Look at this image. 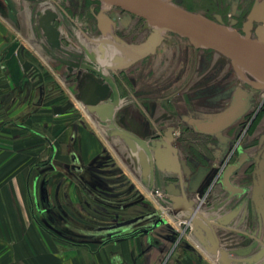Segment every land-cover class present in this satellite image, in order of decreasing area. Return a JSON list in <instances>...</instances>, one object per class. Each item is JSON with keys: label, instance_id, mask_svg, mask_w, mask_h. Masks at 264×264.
<instances>
[{"label": "crops", "instance_id": "0c3cea01", "mask_svg": "<svg viewBox=\"0 0 264 264\" xmlns=\"http://www.w3.org/2000/svg\"><path fill=\"white\" fill-rule=\"evenodd\" d=\"M6 53V58L10 59L13 65L9 66L13 75L0 77V264H160L159 258L165 246L156 244V241H149L148 238L158 230L161 223H166L167 219L172 217H182L184 214L173 211L166 193L165 198L169 200L170 208L168 212L160 215L159 205L153 194L155 188L164 190L165 183L159 185L157 180L153 182L150 177L142 174L137 156L123 140L113 135L108 123L90 112L81 100L86 83H68L69 76L64 65L53 66L47 77L53 75L56 83L63 87L65 85V95L72 94L73 106L82 111V121L70 119L66 125L70 131L65 132V124H58L56 121L57 125H52L49 119L58 120L65 112H53L45 113L43 120H37L38 125L42 126V131L33 129L34 125L30 122L26 126H6V119L16 117L14 108L21 99H25L28 87L24 82L22 68L16 60H12L10 51ZM170 53L169 48L162 47L158 56L162 60H168ZM54 83H50V78L47 79V87L53 86ZM179 103L184 105L181 101ZM124 104L125 101L122 102L121 108ZM171 106L169 98L142 102L143 109L138 107V113L129 109L131 114H125L127 126L146 140L148 138L138 131L139 128L142 131L140 125H145L144 127L150 128L151 133L159 136V131L166 129L163 126L167 122L165 120L169 119ZM128 107L136 106L129 103ZM121 113H124V110ZM59 121L63 122L61 119ZM188 121L195 122L192 118ZM130 125L137 126V129ZM52 134L56 137V140L51 141L54 148L47 138ZM203 134L195 128L190 132L193 138L194 135ZM50 155L52 162H47ZM74 155L78 157V161L74 160ZM69 158H72L73 162H69ZM182 158H185V155H182ZM108 160H111V164L106 165L105 161ZM74 164L81 166V169L73 168ZM113 172L117 174L114 177L115 184H126L125 180L131 181L141 198L139 203L123 209L114 207L120 204L114 202L115 200L101 201L110 208L121 211L119 219L114 221H119L122 216L129 219L128 222L120 220V223L116 222L115 225L111 224V219L110 224H106V221L99 223L94 217L95 214L93 215L96 212L94 202L89 205L85 202L89 203L98 198L93 174L108 175ZM45 199L49 206L48 203L45 204ZM129 199L126 195L121 203H127ZM149 202L155 211L151 209ZM144 212L151 213L144 215ZM171 227L173 230V226ZM47 230L54 233L71 231L79 244L59 240ZM197 244L195 246L199 250L195 249L202 259L207 261L208 257H212L198 241ZM180 245L168 246L169 255L172 254L168 261L176 253L179 254L180 250L190 252L188 249L191 246L186 242H181ZM187 257L183 256V264L187 263ZM201 261L189 262L200 264Z\"/></svg>", "mask_w": 264, "mask_h": 264}, {"label": "flooded vegetation", "instance_id": "af4514ba", "mask_svg": "<svg viewBox=\"0 0 264 264\" xmlns=\"http://www.w3.org/2000/svg\"><path fill=\"white\" fill-rule=\"evenodd\" d=\"M213 1L216 4L221 3L220 0ZM224 4L228 5L233 17L229 20V26L243 33L245 20L241 21L240 19L243 2L241 0H224ZM7 12L15 13V20L10 21L11 23ZM0 15L4 16L1 18L8 25L15 23L12 27L24 41L18 43L13 57L24 72L25 84L32 85L39 91L41 101L43 98L45 100V96L48 94L46 66L52 69L55 65H64L67 68L68 83L70 84L79 82L84 85L89 81L90 77L85 74L81 75L82 70L75 68L70 71L68 65L60 61V59H66L69 56L63 52L64 50L81 53L85 52L84 48H87L90 52L97 51L100 44L97 42L102 41L107 57L110 59L122 57L125 63L131 62L130 65L123 66L121 63H112L105 59L103 65L104 74L115 82L121 98V106L117 109L116 124L129 129L125 115L129 103L134 104L137 110L138 107L141 109L142 102L147 103L167 98L171 102L173 100L169 111L173 122L165 130L159 132L174 128V145L179 149L180 158L183 154L181 145L176 143L178 128L182 131L192 132V129H196L197 126L195 122L188 121L189 118L194 121H205L209 116L223 112L238 91L247 92L250 95L247 108L236 119L232 127L224 130L222 137L208 134L194 135V138L201 142L200 154L194 155L195 159L186 156L182 159L196 171H207L199 187V190H203L204 194H207L203 208L200 210H213L211 214L220 216L236 209L241 202L244 203L239 217L237 216L238 218L232 226L237 229H247L249 236L242 235L240 238L241 236L237 232L221 231L219 233L221 245L224 243L225 237H232V241L237 239L239 243L233 249L250 247L249 257L252 264H264V224L261 229L257 222L258 211L254 193L256 185L264 184V89L256 90L251 83L253 77L249 73L247 76L250 80H244L230 64L235 78L231 82H227L221 65H216L214 72L208 75L210 78L206 77L201 80L200 84L187 90L198 69L202 56L201 51L207 48H195L188 38L167 32L153 53L142 55L145 54L146 47L155 34L154 28L144 18L129 14L126 10L110 6L101 0H0ZM104 15L108 17L109 22L104 18ZM215 15L220 16L225 25L227 24L228 21L226 22L222 13H215L214 17ZM48 22H51L55 30L48 28ZM56 32H58L57 37ZM58 40L59 45H55L54 41L56 43ZM14 41L16 42V40ZM162 47L169 48L171 52L169 59L165 61L175 62L178 70L175 71L172 67L173 71L169 74L168 79L165 80L158 75L154 79L157 82L145 85L146 70L141 67L151 58L158 61V51ZM5 48L9 50L8 45ZM93 55L94 53H89L87 59L92 66H95L91 60ZM205 59L204 56L203 61ZM26 64L30 66L29 70L24 68ZM182 93L184 105H179L175 101L183 102L182 99H177V96ZM109 98L111 100L114 98L112 89H110ZM225 100L226 105L224 104ZM123 101L126 104L121 108ZM69 102L73 103L68 100L63 105ZM37 104L43 105L42 102L40 104L37 102ZM130 109L133 110L131 107ZM122 110L124 113H121ZM143 111L141 112L143 113ZM107 123L109 129L114 131L110 127V122ZM129 130L134 132L132 129ZM150 135L155 136L154 133ZM240 160L244 163L232 176L231 181L235 186L247 190L238 200L235 198L229 200L228 193L224 189L223 176L230 164H235ZM110 161H105L106 165L111 164ZM77 166L78 164H74L72 167L80 170ZM208 168H210L209 171ZM134 189L127 190L130 192L127 194L130 198L127 203L116 204L114 207L123 209L128 203H139L140 195ZM163 189L166 193L165 185ZM262 197H264V192H262ZM97 199L102 201L100 198ZM194 201L196 207L195 198ZM45 202L47 205V199ZM87 204L90 203L87 202ZM243 215H245L244 223L247 224L245 227H240L239 222ZM47 231L59 240L69 244H79L73 236L65 235L66 237H64L61 233ZM172 237H168V240L173 239Z\"/></svg>", "mask_w": 264, "mask_h": 264}, {"label": "water", "instance_id": "95a60500", "mask_svg": "<svg viewBox=\"0 0 264 264\" xmlns=\"http://www.w3.org/2000/svg\"><path fill=\"white\" fill-rule=\"evenodd\" d=\"M101 1L144 18L154 28L155 34L147 45L145 54L142 55L153 53L155 48L161 44L163 35L172 32L188 38L195 48L211 49L227 57L242 79L249 81L247 76L249 73L253 77L251 83L256 90L264 89V0H257L252 6L244 22L243 33L225 25L218 15H215V19H210L173 5L171 0ZM104 18L110 21L105 15ZM48 28L55 30L51 22H48ZM55 35L57 37L58 32ZM97 43H100L97 51L90 52L87 48H84L85 52L81 53L64 50L63 52L69 56L66 59H60L68 65L70 71L76 68L85 71V76L90 77L81 94V100L87 105L88 110L95 113L101 121L110 122V127L114 130L113 135L123 140L130 151L137 156L145 177H150L153 182L157 180L165 183V191L172 203L173 211L184 213L181 218L191 223V234L211 256L218 257L219 264H252L249 257L250 247L228 249L221 245L219 238L221 231H234L240 236H249L247 229H237L232 226L239 217L244 203L241 202L236 209L220 216L211 214L213 210H195L192 195L201 194L199 187L207 171H196L180 158L179 149L174 145V128H168L167 131L159 133V138L148 141L116 124L117 109L121 106V98L115 82L104 74L103 65L105 59L112 63H121L123 66H128L131 62L125 63L122 57L110 59L105 55L106 49L102 41ZM54 44L59 45V40L56 43L54 41ZM89 53H94L91 60L95 66H92L87 59ZM21 61L23 62L22 59ZM24 68L29 70L30 66L26 64ZM40 76L42 77V74ZM110 89L114 92L113 100L109 98ZM249 97L247 92L238 91L223 112L209 116L205 121H195L196 129L204 134L222 137V132L232 127L236 119L247 108ZM72 106L71 102L66 105H56L53 111L60 114ZM73 158L78 161L76 155ZM243 163L240 160L235 164H230L224 173L223 184L229 200L234 198L238 200L247 190L235 186L231 181L232 176ZM79 168L81 169V166ZM164 174L168 175L164 176ZM262 192H264V184L256 185L254 193L258 211L257 222L261 229L264 224ZM133 204L135 203H128L125 208ZM244 218L245 215L239 222L240 227H245L247 224L244 223Z\"/></svg>", "mask_w": 264, "mask_h": 264}, {"label": "rangeland", "instance_id": "374dc122", "mask_svg": "<svg viewBox=\"0 0 264 264\" xmlns=\"http://www.w3.org/2000/svg\"><path fill=\"white\" fill-rule=\"evenodd\" d=\"M221 3L216 4L213 0H171V3L173 5L185 8L191 12L200 14L204 17L210 18V19H215L214 18V14L215 13H222L224 19L227 22V26H229V20H231L233 17L229 11V7L228 5L224 4V0H220ZM257 0H241V2H243V4L241 5V21L247 19V15L249 14L252 6L255 4ZM7 11V10H6ZM9 15V22L15 20V13H9L7 12ZM6 14V12H5ZM7 15V14H6ZM1 17H4L2 15H0V72H1V76H5L8 74L13 75V73L11 72L9 67L12 63L10 61V59L6 58L7 57V53L6 52H11L12 54V60L15 58L13 57V53L15 52V48L17 47L18 43L20 41L24 42L22 38H20V36L17 35V33L14 31V28L12 27L13 25H15V23H13V25H8V23L5 22V20H3ZM7 20V19H6ZM8 21V20H7ZM11 23V22H10ZM16 40V42L14 41ZM14 42V43H13ZM6 45L9 46V50H6ZM31 47V46H29ZM203 52V53H202ZM201 58H200V62H199V66L198 69L195 73L194 79L192 81V83L189 85V87L187 88L190 89L193 86H196L197 84L201 83V80L205 79L206 77L210 78L208 75L212 72H214V68L216 67V65H221L222 69H223V75L224 78H226L225 80H227V82H231V80H233L234 75L232 73V68H231V61L230 59H228L227 57L215 52L214 50L211 49H204L201 51ZM204 56L206 57L205 61H203ZM193 62V61H192ZM145 64L141 67L143 68V70H146L145 72V78H144V84H148L151 82H157L156 80H154L155 78H157V76L159 75L160 78L162 77L163 79H168L170 76L169 74L172 73V71L175 69L176 71V67L177 65L175 64V62H170V61H165L164 59L162 60L161 58H159L158 61L153 60L152 58L146 62H144ZM13 67V65H11ZM172 67L173 70H172ZM47 68V69H46ZM45 70H47V72H49L51 69L49 67H45ZM178 70V69H177ZM147 74V75H146ZM26 76V75H25ZM12 77V76H11ZM27 77V76H26ZM50 78V83H53V86L51 87H47V92L48 94L45 96V100L44 98L42 99L43 101H41L40 99V93L38 90H36L35 88H33V86L28 85V87L26 88L27 90V96L25 97V99H21L16 106L14 108L15 110V114L16 117L12 118L10 120L6 119L5 125L9 126V125H20V126H26L27 124H29V122L31 124L34 125L33 129L42 131V126L38 125V121L37 120H43V116L45 115V113L51 114L53 113V108L56 105H61L62 103L65 104L68 100L73 99L72 98V94L69 93V95H65L66 93V89H65V85L64 87L60 84V83H56V81H54L55 77L53 75H50V77H48L47 79ZM161 84L162 81H161ZM68 88V87H66ZM50 92V93H49ZM79 93V92H78ZM177 99H182L183 101V93L179 96H177ZM75 99V97H74ZM42 102L43 105L39 106L38 104L36 105V103ZM173 102V100H172ZM171 102V103H172ZM176 103L180 104V101H175ZM200 102V101H199ZM184 103V101H183ZM170 104V103H169ZM173 104V103H172ZM175 104V103H174ZM226 105V100L225 103ZM224 105V106H225ZM136 108V107H135ZM135 108L132 107L133 111H135V113H138V109L136 110ZM128 110L130 109L127 108ZM127 110V111H128ZM129 114H131V112H127ZM140 114V113H139ZM63 117L65 119H63ZM84 118L82 117V111L81 109H79L77 106H72L71 108H69V110H67L63 116L58 117V120H52L51 118H49L51 121V124L54 125L56 123V121H58V124H65V126L68 124V121H71L70 119H73L75 121L81 122L82 119ZM62 120L63 122L59 121ZM167 121L163 128L165 129L166 126H168L169 124H171L173 122V117L170 114L169 115V119L165 120ZM50 122L48 123L49 125ZM60 124V125H61ZM43 126H45L44 124H41ZM132 126L134 129H137V126L135 125H130ZM129 126V127H130ZM142 127V131L139 128L138 125V131L142 132L145 137L148 138L149 141H153L155 139H157L156 135L154 137H152L150 128L144 127L145 125H140ZM136 127V128H135ZM70 131L69 129H67L66 126V131ZM2 136V135H0ZM192 136H190L189 132L186 131H182L180 128H178L177 132H176V143H178L179 145H181V149H182V154L187 156L188 154L190 155V158L195 159L194 155L200 154L199 151H196L198 149H200L201 146V142H199L197 139L195 138H191ZM48 142L49 144L54 148V144L51 142L52 140H56L55 135H48ZM71 139V138H70ZM0 146H2L0 144ZM71 149V148H70ZM198 153V154H197ZM51 155L48 158L47 162H52L51 159ZM69 162H73L72 158H69ZM135 162V161H134ZM116 172L110 173V174H106V175H101V174H93V179L95 180V186H96V191H97V195L98 198L102 199V201L106 202L107 199L109 200H115L114 202L116 203H121L122 200H124V198L126 197L127 194H130V192H128L127 190H129L131 188L134 189V185L133 183H131V181H127L125 180L121 174H118V176H120L121 178H123L126 181V184L124 182H121L119 184H115V178L116 177ZM102 178H106V180H103ZM98 179V180H97ZM160 182V183H159ZM162 183V181H158V184L160 185ZM135 190V189H134ZM205 191L201 190V194L197 193L195 195H192L193 198H195L196 200L198 199V197L203 198V196ZM165 192L164 190H160L155 188L154 190V198H156L157 203L159 205V213L162 216L163 214H165L166 212H168L169 208H170V202L169 200H167L165 198ZM105 196V197H104ZM94 202L95 206H96V212L93 213L95 219H97L99 221V223H103L105 222L106 224H110L111 220V224L115 225L120 223V220H124V221H129V219L125 218V216H122L121 219L118 221H114L116 219H119V215L121 214L120 210H116L113 208H110L109 206L105 205L103 202L98 201L97 198H95V200H91L89 201V203L91 204V202ZM199 202V199L197 200ZM45 202V201H44ZM88 202V201H85ZM92 202V203H93ZM204 204H202L200 206V209H202ZM149 206L151 207V209L153 211H155L154 207L152 206V204L149 202ZM98 208H102V209H98ZM196 210V207H195ZM198 210V209H197ZM106 212V213H105ZM91 213V214H92ZM148 212L147 214H145V212L143 213L144 215H149ZM159 215V216H160ZM118 216V217H117ZM111 219V220H110ZM123 221V222H124ZM169 222V223H168ZM188 222L184 219H182L179 216L176 217H172V219H167L166 223H161V225L158 226V230L151 234V237L148 238L149 241H156V244H162L163 246H165V248L163 249L161 256L159 258V263L160 264H183L184 263V259L182 260L183 256H188L187 258H185V262H187L186 264H192L191 261H195L196 263H199L198 261L202 260L200 264H218L217 259L218 257L216 256H212V257H208V260L210 261H206L204 259H202V256L200 255V253L197 250H199L198 248H196L195 244H197V240L194 238V236L191 234V228L192 226L187 224ZM171 224V225H170ZM173 226V230L172 227ZM61 233L62 236L66 237L65 235H67L68 237L73 236V234H71V231H67L64 230L63 233L59 232V234ZM173 236L172 240H170L171 242H169L168 237ZM232 237H225V241H223L224 243L222 244L223 247L228 248V249H233L234 247H236L235 245H237V243H239V241L236 239L234 241L231 240ZM242 238V236L240 237ZM53 239V238H52ZM51 240V239H50ZM54 240V239H53ZM52 240V242H54ZM238 241V242H237ZM169 242V243H168ZM181 242H186V244L190 245V252H184L183 250H180V253L177 254L170 259V261H168V258L172 256L169 255V249L168 246L172 247V245L175 246H181L180 243ZM198 245V244H197ZM200 246V245H198ZM196 248V249H195ZM212 261V262H211Z\"/></svg>", "mask_w": 264, "mask_h": 264}, {"label": "built area", "instance_id": "2783aa9c", "mask_svg": "<svg viewBox=\"0 0 264 264\" xmlns=\"http://www.w3.org/2000/svg\"><path fill=\"white\" fill-rule=\"evenodd\" d=\"M207 195V194H206ZM206 195H204L203 196V198H200V197H198V199H199V202L196 200V210L198 209V210H200V206L202 205V204H204L205 203V201H206ZM188 223L187 224H189V225H191V223L189 222V221H187ZM192 226V225H191Z\"/></svg>", "mask_w": 264, "mask_h": 264}]
</instances>
